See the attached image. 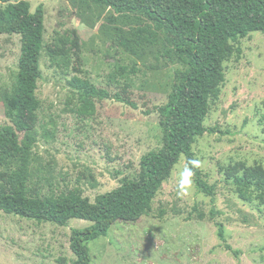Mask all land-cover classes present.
Returning a JSON list of instances; mask_svg holds the SVG:
<instances>
[{
	"label": "rangeland",
	"instance_id": "1",
	"mask_svg": "<svg viewBox=\"0 0 264 264\" xmlns=\"http://www.w3.org/2000/svg\"><path fill=\"white\" fill-rule=\"evenodd\" d=\"M26 1L31 12L39 4L44 9L40 107L33 124L37 141L28 184L40 196L78 188L93 202L122 180L136 179L140 157L162 145L155 107L166 103L175 71L183 66L173 53H164L165 36L155 45L139 46L137 54L118 43L147 23L141 15L117 16L89 0L87 5ZM19 39L0 34V125L11 124L6 98L17 73ZM230 44L220 93L210 100L204 120L215 131L192 145L196 165L214 187V202L196 189L192 175L182 185L181 156L148 214L135 222L116 221L106 236L87 243L90 264H264V188L257 186L264 179V32ZM73 76L110 95L130 97L136 108L104 99L95 102L93 115H78L77 93L68 83ZM238 177L250 181L245 198L236 189ZM216 222L223 224L225 240L217 237ZM90 223L70 219L58 226L0 211V264H70L75 259L71 229ZM226 244L239 251L237 258Z\"/></svg>",
	"mask_w": 264,
	"mask_h": 264
},
{
	"label": "trees",
	"instance_id": "2",
	"mask_svg": "<svg viewBox=\"0 0 264 264\" xmlns=\"http://www.w3.org/2000/svg\"><path fill=\"white\" fill-rule=\"evenodd\" d=\"M70 2L76 0H68ZM86 3V0H78ZM110 9L115 15L138 14L147 23L132 28L129 37L118 38L125 49L137 54L144 44L155 45L162 36L169 40L164 53L174 54L182 64L175 71V84L166 103L155 107L161 118L162 145L140 157L139 175L124 179L116 188L99 194L91 202L74 188L56 196H40L29 187L32 149L37 141L33 128L40 101L36 96L41 78L44 9L39 4L31 12L26 0H0V34L19 36L20 53L14 85L6 98L11 124L0 125V211L38 222L66 226L70 219L91 222L72 228L69 246L75 259L70 264H90L87 243L106 236L116 221L135 222L152 209V201L172 167L183 156L185 171H190L196 189L214 202V187L209 185L192 151L195 140L214 128L204 125L210 100L217 98L224 81L223 63L232 48L230 42L247 34L264 32V0H89ZM77 93V114L95 113V102L114 99L132 108L130 97L110 93L86 79L73 76L68 81ZM149 113V112H146ZM18 133H23L21 139ZM257 186L263 190L264 179ZM239 195L245 198L249 182L235 179ZM211 211L210 217L213 218ZM216 235L225 240L223 224L216 222ZM232 250L230 245H224ZM237 258L239 251L232 250Z\"/></svg>",
	"mask_w": 264,
	"mask_h": 264
},
{
	"label": "clouds",
	"instance_id": "3",
	"mask_svg": "<svg viewBox=\"0 0 264 264\" xmlns=\"http://www.w3.org/2000/svg\"><path fill=\"white\" fill-rule=\"evenodd\" d=\"M190 175H191V172L186 170L184 173V179L182 180V185L187 184L189 182L188 177H190Z\"/></svg>",
	"mask_w": 264,
	"mask_h": 264
}]
</instances>
